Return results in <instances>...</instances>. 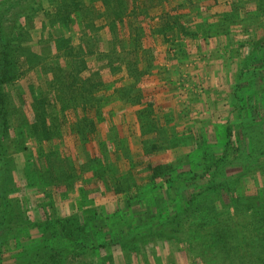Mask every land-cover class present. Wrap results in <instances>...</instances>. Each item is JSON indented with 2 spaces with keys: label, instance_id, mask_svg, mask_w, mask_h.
Masks as SVG:
<instances>
[{
  "label": "rangeland",
  "instance_id": "rangeland-1",
  "mask_svg": "<svg viewBox=\"0 0 264 264\" xmlns=\"http://www.w3.org/2000/svg\"><path fill=\"white\" fill-rule=\"evenodd\" d=\"M112 1L0 0L2 264H231L213 236L228 228L240 258L264 253V0L171 10L187 23L154 58L123 51L143 15L111 27Z\"/></svg>",
  "mask_w": 264,
  "mask_h": 264
},
{
  "label": "trees",
  "instance_id": "trees-1",
  "mask_svg": "<svg viewBox=\"0 0 264 264\" xmlns=\"http://www.w3.org/2000/svg\"><path fill=\"white\" fill-rule=\"evenodd\" d=\"M65 1V0H64ZM115 1V2H114ZM134 1H141V0H134ZM160 1V0H159ZM170 0H164V1H160V4L162 5L163 3H170L169 2ZM207 0H205L204 4L201 5V3L197 0H183L181 3H178L176 5V7L172 8V11H174V13L176 12H184V13H188L189 10L191 12L192 8H196V7H199V8H203L207 5L208 2H206ZM209 1V0H208ZM112 2H114L116 4V9L119 11V13H117V11L113 12V15H114V18H113V21L110 22L111 24V27L115 26L116 24L118 23H123L124 22V14L122 13L123 12H126V3L124 0H113ZM210 2V1H209ZM104 3H106V5H111V0H104ZM239 3V2H238ZM218 4V0H211L210 2V5H213L214 7ZM136 8V7H134ZM236 9V4H234V8L232 10H235ZM189 12V13H190ZM60 15V14H59ZM182 14L180 15H174V14H171V13H166L165 16H163V23H162V27L160 28V32H167L169 29H171L172 26H183V25H186L185 22H183V15L181 16ZM99 18H102L101 21H105L107 20L105 16V14H100L98 15ZM109 25V24H108ZM96 27V26H94ZM97 28V27H96ZM135 28V29H134ZM132 28V30H134V34L136 35V42L137 43H142L143 42V39L145 37V31L143 30V28H140V27H134ZM99 30V29H98ZM3 36L4 35H1L0 36V42H2L3 40ZM263 36H264V32H263ZM3 43V42H2ZM5 45V44H4ZM7 45V44H6ZM4 46V50H3V57H4V60L7 61L8 60V53L9 51L7 50L8 49V45L7 46ZM142 47V45H140ZM257 47H259L257 49V54L255 53V57L252 59V62L250 64V67H251V70L253 71L252 74H253V83H259V84H263L264 83V78H263V75L264 74V40L262 42L261 45H257ZM262 50V51H260ZM147 54V52L145 53ZM262 56V57H261ZM262 69V71H261ZM143 74H146L147 70H146V67L143 68ZM8 78H7V77ZM10 79H12V77H9L7 74H4L1 82L2 83H6L8 81H10ZM1 102H4L3 99L0 100ZM252 108L255 110H252V113H254V115H256V113H259V111H257V108L255 106L252 105ZM236 135V132L235 130L229 126L228 127V138L230 140L229 143H232L231 142V139L233 137H235ZM236 151L238 152L239 149H241L240 147H235ZM237 152H236V155H237ZM228 156L227 154H224L223 155V159H226ZM219 162L218 164L215 163V164H208L207 167H208V170L206 172H204L203 174H198V175H194L195 178H199V179H207V178H214V175L217 168L219 167ZM258 177H257V180L259 181L260 178L262 177V179H264V174H257ZM261 176V177H259ZM262 181V180H261ZM232 182V181H231ZM238 181H236L237 183ZM225 184H227V181L223 180L222 182H219V185L221 186V188L223 190L219 191L221 194L224 190H229V186L226 187L224 186ZM233 191L235 193V190L233 189V187L230 188V191ZM230 194V196H227V201L224 202L225 205L227 204H230L232 203V200L236 199V196L235 194ZM225 194V193H224ZM221 198V196H220ZM224 198V197H223ZM5 197H4V193L1 192L0 194V215H3V213L6 214V216L8 215V213L10 212V205L6 203L5 201ZM192 200H195V198L193 197L190 201ZM230 200V201H229ZM230 206V205H229ZM251 209V208H249ZM251 218L253 219H256L258 218L257 221L259 222H263L264 223V214L260 216V212L258 211H253L251 214H250ZM2 218V217H0ZM7 217H4L1 219L0 221V225H2L0 227L1 230H6L8 229V227H6L7 223L9 225V220L8 218L6 219ZM8 220V222H7ZM66 228H63L62 229V234L64 235V238L66 237H69V236H72L71 233H67V230H64ZM217 229V228H216ZM62 235V237H63ZM237 233H235V231L233 229H217L215 231V234L213 235L214 236V239L216 241H218L219 243L217 244V247L220 248V249H225V248H228L229 250H226L222 253V255H220V261H223L224 259H227L230 263L232 261L231 264H240L241 261H245V262H251V264H264V253L262 254H258L259 252L256 251V252H252L251 254H245L247 257L246 259L245 258H240L237 254H235V250H234V246L233 244L235 243L234 241H232L233 238L237 237ZM20 260L17 259L16 261V264H19ZM0 264H2V259L0 257Z\"/></svg>",
  "mask_w": 264,
  "mask_h": 264
},
{
  "label": "crops",
  "instance_id": "crops-1",
  "mask_svg": "<svg viewBox=\"0 0 264 264\" xmlns=\"http://www.w3.org/2000/svg\"><path fill=\"white\" fill-rule=\"evenodd\" d=\"M132 1H133L132 2V6L130 8L131 12L126 17H124V22L123 23H118L117 25L121 27V25L125 24L126 22H128V21H130L132 19L135 20V18L131 17V16H134L138 12H141L142 15H143V22H141V23H143L142 26H143V30L145 31L146 35H145V37L143 39V42L141 44L136 42V35L134 34V32L132 33V34H134V35H132V38H130L129 35H128V39H126V42L124 41L125 42V44H124L125 47H123L124 48L123 51L124 52H127V51L129 52V51L133 50V47H134V49L138 48L139 52H141V54H143V53H146L148 51V50H146V48H149V49L152 50V52L151 53L147 52V53L151 57L153 55V49H154L153 47L159 45L158 46V48H159L158 51L161 52L160 44H161V37L162 36H161L159 30L162 27L163 16H165V14L167 12L170 13L172 8L176 7V5L178 3H181L183 0H177V2L175 0H170L169 1L170 3L166 2V3H163L162 5L158 1H153L152 5H149V6H146V2H142L141 3L142 7H139V8H137V5L139 4V3H137L138 1H134V0H132ZM141 1H143V0H141ZM166 5H167V8H166ZM134 7H136V8H134ZM168 7H170L171 9H168ZM134 9H136V10H134ZM132 10H134L135 12H133ZM117 13H119L118 10H117ZM134 20H132V21H134ZM134 27H139V24L132 25V28H134ZM107 28H108V26H106L105 29H107ZM152 40L155 41V43H154L153 46H150V45H152L151 44ZM140 45H142V47ZM126 47H128V48H126ZM154 56H156L155 53L153 55V58H154ZM153 58H152V60H153Z\"/></svg>",
  "mask_w": 264,
  "mask_h": 264
}]
</instances>
